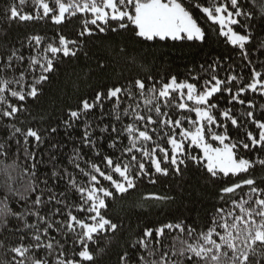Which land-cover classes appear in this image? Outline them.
Wrapping results in <instances>:
<instances>
[{"label":"snow or ice","instance_id":"obj_1","mask_svg":"<svg viewBox=\"0 0 264 264\" xmlns=\"http://www.w3.org/2000/svg\"><path fill=\"white\" fill-rule=\"evenodd\" d=\"M19 2L23 5L27 0ZM33 3L42 9V16L39 12L36 16L22 14L17 7H11L8 18L27 21L52 14L53 22L61 24L66 14H91L90 19L82 21L84 27L80 35L87 33L91 36L93 30L89 25H93L100 33L131 29L134 36L143 41L186 39L203 42L206 32L196 17L198 11L201 18L218 26L213 30H218V34L238 49L246 60L249 59L250 41L254 39L250 29L257 27L242 0H53V6L47 0H33ZM111 22H115L114 27ZM259 25L264 31V16ZM42 40L39 35L30 37V45L35 42L34 54L25 57L19 49H13L0 64V73H12L10 77L0 75V106H4L0 108V117L13 118L27 111L24 104L17 106L19 102L39 98L50 74L56 70L58 54L62 53L63 57L77 55V51L70 47L77 44L75 40L60 36L59 46L49 43L41 50ZM219 66V60H213L206 68L201 65L200 71L209 74L208 78L191 76L192 82L189 79L178 81L172 76L168 82L148 85L145 80L135 79L127 86L98 90L90 100L83 99L75 110H69L62 123L44 129L46 134L32 127L25 131L15 124L7 125L5 131L8 135L0 142V155L10 154L15 141V149L20 151L22 148L25 158L33 163L30 170L32 182L25 189L29 195L20 196L23 211L9 207L7 194L0 200V230L21 233L20 242L8 248L14 254L11 260H0V264H96L92 244L101 239L103 233L115 232L118 228L103 211L108 207L107 199L113 196L112 189L125 193L136 186L137 180L150 176L153 170L166 177L170 173L180 174V165L187 167V162H191L203 164L214 180L229 174H247L257 163L264 168V158L253 160L240 155L241 149L264 154V121L257 119L250 110L241 114L245 118L242 121L233 114L232 108L221 109L218 103L212 102L216 94L225 92L230 94L229 104L235 101L244 105L246 101L241 95L249 90L264 96V73L253 67L250 82L238 87L233 94V82L243 77L229 75L220 79L216 74ZM157 83H160L159 88ZM174 94L179 96V103L174 102ZM9 97L14 98L15 103ZM138 98L144 110L154 112L157 118L168 116L167 112H162L161 100L164 107L195 113V118L188 115L175 120L154 119L151 114H142ZM187 102H191V106ZM247 105L248 108L255 107L252 101H247ZM104 116L109 117V123H103ZM125 118L131 122L124 123ZM185 122L188 127L184 126ZM249 123L252 130L247 128ZM80 125L82 131L72 140L67 163L78 170V174L87 177V184L78 183L73 172L58 163L63 147V141L56 139L60 129H63L64 136L72 139L73 132ZM152 125L159 126L151 128L157 135L164 128L170 129L160 137L170 148L153 141L149 132ZM230 126L237 131L236 137L230 135ZM18 137L23 138L22 144ZM105 139L111 141L109 148L121 153L119 156L114 158V153H102ZM125 139L127 145L120 148ZM149 141L155 146L149 147ZM42 146L48 149L46 163L50 169L41 179L39 166L45 161L38 159V151L30 148L42 150ZM189 149H199L202 155L193 154ZM81 161L87 170L81 166ZM61 182L63 188H60ZM150 183L154 184L156 180L150 179ZM245 185L249 186L245 193L247 199H232L229 208L215 207L206 230H198L183 220L164 223L155 229L146 228L131 245L132 249H144L147 253L140 256L138 264H264V187L254 178H245L222 187L220 191L224 195L220 200L227 203L225 197ZM8 192L16 195L11 187ZM69 193L74 198L71 203L68 202ZM154 198L170 199L164 196ZM73 209L77 214H73ZM80 213L84 216L78 215ZM57 216L63 219H56ZM13 218L20 221L23 228L10 227ZM29 220L33 222L29 223ZM173 230H179L180 235L171 236ZM53 232L58 233L60 239L52 235ZM166 237H171L170 243L165 242ZM26 239L30 242L24 243ZM69 241L73 245L71 257L67 255ZM3 247L5 242L0 240V248ZM120 260L122 264H132L134 254L125 252Z\"/></svg>","mask_w":264,"mask_h":264},{"label":"trees","instance_id":"obj_2","mask_svg":"<svg viewBox=\"0 0 264 264\" xmlns=\"http://www.w3.org/2000/svg\"><path fill=\"white\" fill-rule=\"evenodd\" d=\"M47 2L53 6V0H47ZM242 3L246 6L245 10L251 12L252 22L257 25L255 29H250L254 39L250 41L249 59L247 60L238 49H234L226 42L225 37L218 34V30H213L218 29V26H213L210 21L201 18L198 11L196 17L206 32L203 42L186 39L143 41L135 37L131 29L118 30L117 32L108 30L100 33L93 25H89L93 30L91 36L87 33L83 36L80 35L84 27L82 21L85 18L90 19L91 14L77 13L76 16H67L66 14V19L61 24L53 22L52 14H49L48 17L27 21L10 20L8 11L11 7H17L22 14L32 16H36L37 12L42 16L43 12L33 3V0H27L23 5L19 0H0V64L6 60L13 49H19L25 57L34 54L35 42L32 41L31 45L29 43V38L32 36L43 37L40 45L41 50L49 43L59 46L60 36H64L67 40L77 41L76 45H70L77 51L75 57H63L62 53L58 54L56 70L50 74V79L44 85L39 98L35 100L28 98L26 102L17 104V106L24 104L27 111H22L13 118L0 117V142L7 137L8 133L5 131V127L10 124H15L25 131L28 127H32L40 130L42 134H46L44 129H47L49 125L56 126L57 123H62L69 110H75L83 99L90 100L98 90L114 86H127L135 79L145 80L148 85H151L153 82H168L172 76H176L178 81L189 79V82H192L191 76L199 75L208 78L209 74L201 72L200 66L204 65L206 68L213 60L220 61V66L216 71L218 78L226 79L229 75L243 77L242 80L233 82L234 94L238 87H243L250 82L253 67L264 73V43H262L264 42V31H261L259 25L261 17L264 16V0H242ZM240 19L243 20V17ZM111 25L114 27L115 22H111ZM0 75L10 77L12 73H0ZM148 77L152 79L149 80ZM156 86L159 88L160 83H157ZM229 95L227 92L218 93L213 97L212 102L218 103L221 109L232 108L233 114L242 121L245 118L241 114L249 110L254 112L257 119L264 121V96L249 90L241 95L246 103L240 105L235 101L229 104ZM173 99L175 103L180 102V98L176 94ZM9 100L15 103L14 98L9 97ZM247 101H252L255 107L248 108ZM138 102L141 103L142 114H151L154 119L172 118L175 120L188 115L195 118V113L175 107H164L163 100L159 103L162 112H167L168 116L157 118L154 112L147 113L144 110L143 103L139 98ZM2 107L4 106H0V108ZM123 122L130 123L131 121L125 118ZM103 123H109L108 116L103 117ZM184 126L188 127L186 122ZM82 127L80 125L73 132L72 139L64 136L63 129H60V135L56 139L63 141V147L61 148L62 155L58 157V163L61 166H67L69 171H72L76 176L78 183L87 184V177L78 174V170L73 169L67 163L68 155L73 147L72 140L80 135ZM158 127V125H152L149 128L153 141L170 148V145H166L164 140L160 139L163 133L170 129L160 130L159 135L151 131V128ZM141 128L143 130L142 125ZM247 128L252 130L253 126L249 123ZM229 133L232 137L238 135L231 126ZM18 138L22 144L23 138ZM110 142L105 139L102 142L101 150L103 154L114 153L115 158L121 153L109 148ZM12 143V152L0 155V200H3L7 194L9 207L23 211V202L20 200V196L29 195L25 189L32 182L30 170L33 161L25 158L22 148L20 151L15 149V141ZM124 145H127L126 139L119 147L122 148ZM147 145L155 146L152 141L147 142ZM30 150L38 151L37 158H42L45 161L39 166V175L42 179L50 169V165L46 163L48 149L42 146V150L34 148H30ZM189 151L201 155L199 149L194 151L189 149ZM137 155L139 156V154ZM158 155H160L159 152ZM240 155L253 160L264 158V154L243 149L240 150ZM97 162L99 163V161ZM81 166L87 170L83 161H81ZM180 168L182 170L180 174L170 173L166 177L155 174L153 170L150 176H144L137 180L136 186L125 193H119L112 189L113 196L107 199L108 207L103 211L106 218L117 223L118 228L115 232L103 233L102 238L92 244L96 264H122L120 257L125 252H132L134 254L132 264H138L140 256H146L147 253L144 249H132L131 245L146 228L155 229L164 223H176L183 220L185 224L192 225L198 230H206L207 226H210L215 207L229 208L232 199L237 201L241 198L247 199L245 193L249 191V186L245 185L242 189H237L234 194L227 195L225 197L227 203L221 201L220 196L224 194L220 190L224 186H231L245 178H254L258 185L264 187V183H262L264 168L258 163L247 174L238 176L230 174L228 177L219 176L214 180L210 178V174L207 173L203 164L195 165L187 162V167L180 165ZM150 179L156 180V183H150ZM8 187H11L16 195L8 192ZM63 187L64 184L61 182L60 188ZM69 196L68 202L71 203L74 198H71V193ZM156 196L170 197V199L157 200L154 198ZM28 202L31 203V197ZM73 214H77L75 209H73ZM78 215L84 216L83 213ZM56 219L62 220L63 217L57 216ZM31 222L33 221L29 220V223ZM13 225L23 228V224L14 218L10 227ZM77 230L79 231V229ZM20 235L19 232L0 230V240L5 242V247L0 248V260H11L14 254L9 252L8 248L20 242ZM52 235H56L57 239H60L58 233L53 232ZM177 235H180L179 230H173L171 236ZM29 242V239L24 241V243ZM165 242L170 243L171 237H166ZM66 247L69 249L67 255L71 257V248L73 247L71 241Z\"/></svg>","mask_w":264,"mask_h":264},{"label":"rangeland","instance_id":"obj_3","mask_svg":"<svg viewBox=\"0 0 264 264\" xmlns=\"http://www.w3.org/2000/svg\"><path fill=\"white\" fill-rule=\"evenodd\" d=\"M187 103H189V105L191 106V102H187ZM213 144H214V146H218V144L216 142H213ZM201 155H202V153H201Z\"/></svg>","mask_w":264,"mask_h":264}]
</instances>
